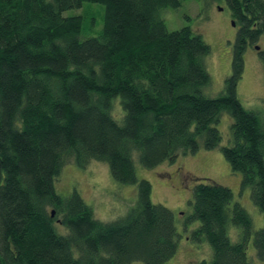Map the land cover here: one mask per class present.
<instances>
[{"label": "trees", "instance_id": "trees-1", "mask_svg": "<svg viewBox=\"0 0 264 264\" xmlns=\"http://www.w3.org/2000/svg\"><path fill=\"white\" fill-rule=\"evenodd\" d=\"M185 1L0 0V264H168L181 238L175 215L153 203L134 154L154 169L215 150L225 113L233 123L222 153L264 215V110L246 109L237 95L246 50L264 35V0H202L225 2L240 27L216 97L206 94L211 45L189 27L170 31L162 17ZM85 3L104 7L98 36H83L81 15H64ZM258 55L264 63V49ZM92 162L138 188L114 221L98 219L79 191L56 190L65 166ZM195 181L187 221L199 226L189 239L212 250L199 264H250L252 237L264 261V227L254 229L233 191Z\"/></svg>", "mask_w": 264, "mask_h": 264}, {"label": "rangeland", "instance_id": "rangeland-1", "mask_svg": "<svg viewBox=\"0 0 264 264\" xmlns=\"http://www.w3.org/2000/svg\"><path fill=\"white\" fill-rule=\"evenodd\" d=\"M65 16L81 15L84 18L83 36H98L103 27L104 7L100 4L85 3L81 9L69 10ZM162 17L170 31L189 27L194 33L201 34L211 45L212 53L206 59V66L212 83L206 89L209 97H216L223 91L224 82L232 73V52L238 24L234 27L232 12L224 2L208 4L202 0H187L178 9H164ZM264 49V35L258 44L249 45L245 56V71L238 84V98L243 106L251 111L264 110V63L255 49ZM114 105L121 108L120 100ZM122 110V108H121ZM124 114V113H123ZM115 118H118L115 113ZM232 118L223 114L217 128L223 136V142L215 150L201 149L189 156H180L175 163H163L154 169L141 165L138 153L134 154L139 179L151 182L152 201L169 208L175 215L176 227L181 235L178 251L168 264H199L212 256V250L206 242L197 243L189 239L192 231L198 228V222H188L192 212L189 201L196 185L195 178L209 179L230 188L234 193V202L240 203L250 214L255 230L264 227V215L253 203L250 187L242 188V175L234 173L222 153V147L228 145L231 137ZM137 186L117 183L106 163L92 162L87 169L74 164L64 167L56 181V190L62 196L79 191L85 201L95 211V216L111 222L124 216L138 199ZM231 237L238 240L240 230L231 228ZM188 236V237H187ZM250 264H264L255 251L253 237L249 242ZM142 264V263H135Z\"/></svg>", "mask_w": 264, "mask_h": 264}, {"label": "water", "instance_id": "water-1", "mask_svg": "<svg viewBox=\"0 0 264 264\" xmlns=\"http://www.w3.org/2000/svg\"><path fill=\"white\" fill-rule=\"evenodd\" d=\"M232 25H233V26H236L235 22H232ZM255 48H256L257 51L260 50V47H259V46H256ZM53 215H54V212H53Z\"/></svg>", "mask_w": 264, "mask_h": 264}]
</instances>
